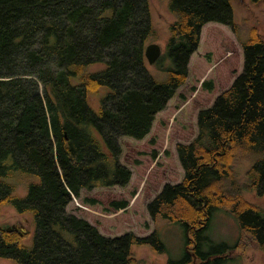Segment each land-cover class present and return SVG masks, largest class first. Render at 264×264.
I'll use <instances>...</instances> for the list:
<instances>
[{
	"label": "trees",
	"instance_id": "16d2710c",
	"mask_svg": "<svg viewBox=\"0 0 264 264\" xmlns=\"http://www.w3.org/2000/svg\"><path fill=\"white\" fill-rule=\"evenodd\" d=\"M169 1L176 20L155 63L165 72L162 79L145 56L154 32L149 0H0V209L13 205L31 213L36 226L32 246L25 243L27 231L0 226L1 258L133 264L135 244L167 251L157 230L109 237L67 206L84 189L130 182L120 138L150 133L156 115L185 84L206 23L238 29L232 0ZM242 47L241 74L199 112L193 141L177 146L183 180L166 184L148 204L153 219L183 227L185 262L211 264L228 249L207 234L216 210H230L264 249V208L242 194L264 195V38L255 27ZM202 86L214 87L212 81ZM94 96L96 109L88 102ZM243 162L245 182L237 173ZM111 206L126 209L128 202Z\"/></svg>",
	"mask_w": 264,
	"mask_h": 264
},
{
	"label": "rangeland",
	"instance_id": "374dc122",
	"mask_svg": "<svg viewBox=\"0 0 264 264\" xmlns=\"http://www.w3.org/2000/svg\"><path fill=\"white\" fill-rule=\"evenodd\" d=\"M234 23L232 26L219 22H208L202 27L199 48L192 54L189 75L180 86L165 109L154 120L150 133L142 139L122 136L121 162L132 170V178L126 186H98L92 190L84 189L80 198H74L67 206V212L84 218L109 237L134 233L146 237L155 230L167 251H155L149 246L135 244L132 253L133 264H167L169 260L181 262L184 258L186 236L183 227L164 219H153L148 204L159 194L166 184H178L184 178L177 146L189 144L198 134V115L203 109L211 107L216 98L227 90L241 74L244 64L243 41L249 29L255 27L264 38V0H232ZM169 0H149L150 20L153 34L147 39L145 47L157 43L164 53L172 36L171 26L176 16L170 10ZM162 53V54H163ZM168 64L164 61V65ZM96 65L93 68L100 67ZM156 77L165 78L157 65L148 64ZM161 73H160V72ZM160 79V80H162ZM204 81L213 82V90L203 88ZM89 104L97 108L99 96L90 97ZM238 168V176L246 181L247 162ZM25 186L18 192L24 195ZM244 198L264 208V195L256 191L243 190ZM93 201V202H91ZM115 201H127L126 209L116 210L111 206ZM0 226L20 229L29 235L25 243L33 245L36 226L31 213H19L13 205L0 209ZM216 244H226L227 250L217 254L211 264H264V249L240 228L238 219L230 210H216L210 229L207 232ZM189 250V249H188ZM193 253V250H189ZM200 258L193 263L200 264ZM0 264H18L10 258H1Z\"/></svg>",
	"mask_w": 264,
	"mask_h": 264
},
{
	"label": "water",
	"instance_id": "95a60500",
	"mask_svg": "<svg viewBox=\"0 0 264 264\" xmlns=\"http://www.w3.org/2000/svg\"><path fill=\"white\" fill-rule=\"evenodd\" d=\"M162 53H163L162 47L160 45H158L157 43H152V44L148 45L146 47V50H145V56H146L147 61L150 65L156 63L157 60L161 57ZM15 229H17V228H15ZM8 230H11V228Z\"/></svg>",
	"mask_w": 264,
	"mask_h": 264
}]
</instances>
